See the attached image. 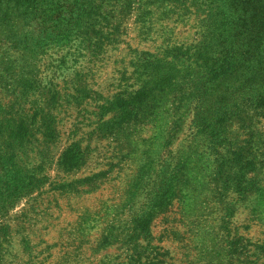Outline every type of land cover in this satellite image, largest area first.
Instances as JSON below:
<instances>
[{
    "label": "rangeland",
    "instance_id": "374dc122",
    "mask_svg": "<svg viewBox=\"0 0 264 264\" xmlns=\"http://www.w3.org/2000/svg\"><path fill=\"white\" fill-rule=\"evenodd\" d=\"M4 3L0 264H264V168L226 152L247 128L264 157V116L217 124L263 83L249 65L207 80L197 53L261 2Z\"/></svg>",
    "mask_w": 264,
    "mask_h": 264
},
{
    "label": "trees",
    "instance_id": "16d2710c",
    "mask_svg": "<svg viewBox=\"0 0 264 264\" xmlns=\"http://www.w3.org/2000/svg\"><path fill=\"white\" fill-rule=\"evenodd\" d=\"M3 1H5V6L12 3V5L19 7L20 5L26 3L30 4L37 0H0V5ZM255 1L256 0H247V2ZM258 1L261 2V13L256 16L252 15L250 22L251 26H249L248 29L239 31L236 35L229 18V16H231L232 14V11H230L229 15H225L226 20L224 19V23L231 27V34L224 35L223 32H219V36L226 42H231L230 44L227 45L224 41H222L220 43L221 47L219 51H215L212 49L210 43H206L204 44L203 49L197 50L198 56H200L204 60V64L211 67L207 72V80H215L221 75L227 77V75L235 71L238 67L242 65H249L254 66V70H252L253 76L256 77V79H260V82L263 83L260 94L254 100L248 98L244 101V103H235L234 109L233 107L231 108V106L227 107L230 109L223 108V115L218 119L217 124H222V122L224 121L222 128L224 129L225 138L228 121H233L232 119L230 120V117L232 118L233 116H238V113H240L241 110L244 111V118H241V121H244V123L249 120L250 123L253 124L252 120L256 114L264 116V0ZM4 10L7 11L6 9ZM21 14L22 16H24L22 12ZM233 23L236 24L235 21ZM66 36L67 34H60L58 35V38L63 39ZM234 36H236L235 39ZM23 43L25 46L27 45L26 38L23 39ZM209 61H212V64L208 63ZM215 63L218 66L216 68L213 66ZM226 77H224V79ZM118 102L119 105H122L121 101ZM139 102H141V100H139ZM242 126L243 128H245V125L242 124ZM237 129H234L236 133V138H234L233 141L234 146L229 147L228 151L226 152L232 155L230 161L232 160L236 165L239 166V169L241 171L249 175L261 169V167L264 168V157H262L261 159H259V157H256L254 153V147H252V142H250L252 145L249 143H237V141L240 140L238 136L239 133L241 134V136L245 134L243 139L247 140L248 136L246 137V134L250 135L251 132L254 131H251V129L247 130V128H245V130L239 131L238 129V131H236ZM249 146L250 148L248 149ZM259 155H264V152H260ZM248 177L251 178L252 175H249ZM19 180L20 179L16 177L12 180V182H18ZM28 184L25 185L24 183L23 185H25L24 187H27ZM23 185L19 184L14 188L16 189L17 187ZM142 231H137L136 233L141 235ZM258 248H260L259 252L264 255V245H261Z\"/></svg>",
    "mask_w": 264,
    "mask_h": 264
}]
</instances>
